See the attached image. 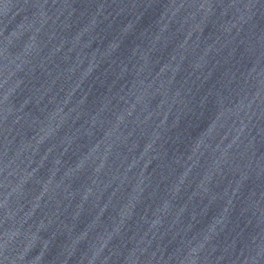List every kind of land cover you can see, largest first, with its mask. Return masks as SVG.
Segmentation results:
<instances>
[{
    "label": "water",
    "instance_id": "95a60500",
    "mask_svg": "<svg viewBox=\"0 0 264 264\" xmlns=\"http://www.w3.org/2000/svg\"><path fill=\"white\" fill-rule=\"evenodd\" d=\"M0 264H264V0H0Z\"/></svg>",
    "mask_w": 264,
    "mask_h": 264
}]
</instances>
